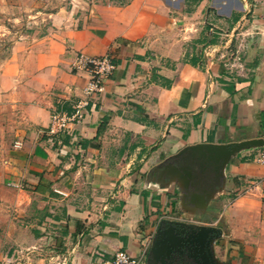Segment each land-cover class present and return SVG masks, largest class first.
<instances>
[{"label": "crops", "instance_id": "crops-1", "mask_svg": "<svg viewBox=\"0 0 264 264\" xmlns=\"http://www.w3.org/2000/svg\"><path fill=\"white\" fill-rule=\"evenodd\" d=\"M47 20L0 61V189L19 231L34 235L23 264H93L119 251L148 264L165 221L218 229L215 264H264L261 148L232 154L196 196L170 160L189 146L263 139L264 0H130ZM79 51L116 68L84 123L50 136L51 113L83 98L88 76L70 66Z\"/></svg>", "mask_w": 264, "mask_h": 264}, {"label": "water", "instance_id": "water-1", "mask_svg": "<svg viewBox=\"0 0 264 264\" xmlns=\"http://www.w3.org/2000/svg\"><path fill=\"white\" fill-rule=\"evenodd\" d=\"M262 146L263 139L229 145H194L184 148L170 160L186 169L188 194L196 196V192L207 193L213 189L228 157L247 148ZM219 235L220 231L211 226L165 221L152 242L148 264H177L176 255L185 256L194 264H215L210 244Z\"/></svg>", "mask_w": 264, "mask_h": 264}, {"label": "rangeland", "instance_id": "rangeland-1", "mask_svg": "<svg viewBox=\"0 0 264 264\" xmlns=\"http://www.w3.org/2000/svg\"><path fill=\"white\" fill-rule=\"evenodd\" d=\"M130 0H11L12 8L0 11V34L8 33L0 38V61L6 55L10 42L22 35L41 36L49 26L47 17L51 14L65 13L75 7L112 4L123 6ZM45 19V20H42ZM8 194L0 189V264H23L36 251L30 247L34 235L21 233L20 219L9 207ZM27 246L29 249H22Z\"/></svg>", "mask_w": 264, "mask_h": 264}, {"label": "built area", "instance_id": "built-area-1", "mask_svg": "<svg viewBox=\"0 0 264 264\" xmlns=\"http://www.w3.org/2000/svg\"><path fill=\"white\" fill-rule=\"evenodd\" d=\"M70 66L73 73H85L88 76L82 91L83 98L72 107L70 112L55 110L51 113L50 122L46 129L50 136L67 133L70 126L84 123L87 110L104 93L105 83L116 68L109 55L91 56L81 51L75 54ZM258 160L264 163V137ZM93 264H146V262L144 253L139 257H134L124 251H119L112 257L100 258Z\"/></svg>", "mask_w": 264, "mask_h": 264}, {"label": "trees", "instance_id": "trees-1", "mask_svg": "<svg viewBox=\"0 0 264 264\" xmlns=\"http://www.w3.org/2000/svg\"><path fill=\"white\" fill-rule=\"evenodd\" d=\"M154 81H156V77H153ZM166 88L170 86V82L167 81V84H165Z\"/></svg>", "mask_w": 264, "mask_h": 264}]
</instances>
